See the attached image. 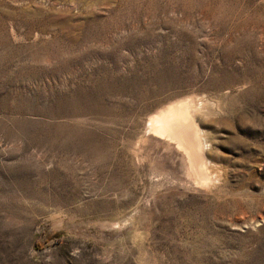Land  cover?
I'll return each instance as SVG.
<instances>
[{
	"label": "rangeland",
	"instance_id": "rangeland-1",
	"mask_svg": "<svg viewBox=\"0 0 264 264\" xmlns=\"http://www.w3.org/2000/svg\"><path fill=\"white\" fill-rule=\"evenodd\" d=\"M204 99L220 184L148 131ZM0 264H264V0H0Z\"/></svg>",
	"mask_w": 264,
	"mask_h": 264
},
{
	"label": "bare ground",
	"instance_id": "bare-ground-1",
	"mask_svg": "<svg viewBox=\"0 0 264 264\" xmlns=\"http://www.w3.org/2000/svg\"><path fill=\"white\" fill-rule=\"evenodd\" d=\"M207 101L179 100L171 103L150 119L148 131L176 144L188 163V174L197 182L219 183L223 178V167L213 161L214 137L206 130L203 120L212 114L211 111H222V108L218 103Z\"/></svg>",
	"mask_w": 264,
	"mask_h": 264
}]
</instances>
